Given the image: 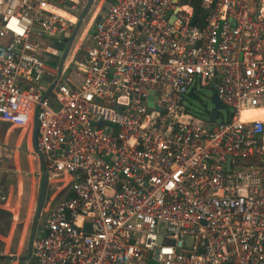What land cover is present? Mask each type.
Instances as JSON below:
<instances>
[{
    "label": "built area",
    "instance_id": "built-area-1",
    "mask_svg": "<svg viewBox=\"0 0 264 264\" xmlns=\"http://www.w3.org/2000/svg\"><path fill=\"white\" fill-rule=\"evenodd\" d=\"M198 1L113 0L60 73L79 0H0V118L38 110L65 197L39 264H264V0ZM203 88L228 110L212 127L184 104Z\"/></svg>",
    "mask_w": 264,
    "mask_h": 264
},
{
    "label": "rangeland",
    "instance_id": "rangeland-1",
    "mask_svg": "<svg viewBox=\"0 0 264 264\" xmlns=\"http://www.w3.org/2000/svg\"><path fill=\"white\" fill-rule=\"evenodd\" d=\"M87 1L88 0H79L80 11L84 8ZM110 4L111 0H96L89 13L88 19L83 23L79 34L86 29L89 18L95 11L101 6H104L102 9H106ZM72 74L77 78V75L74 73ZM214 91L215 89L212 88L200 89L197 96L187 98L184 101V104L189 108L192 114L206 120L208 119L207 110H210L213 107L211 96ZM221 115L227 117L228 110L226 108L221 109ZM20 136H22L20 144L16 145L14 148V150H16V155L13 156V159L7 160L6 162L17 175L22 174L23 188L21 193L18 192V189H15L11 198V206L17 207V209H14L16 213L13 227L11 229L13 234L12 245L10 252L8 253L11 258L4 264H9L11 260H13L12 257H27L32 252L33 241L31 235L35 229L36 210L42 181L40 160L36 156L33 144V130L22 132L21 130L15 129L12 133V137L16 139ZM17 175L16 177L18 178ZM17 182L18 181H15L14 184L17 185ZM58 191L59 186L54 182V179L53 181L51 180V187L49 188L48 193L49 197H47L46 205L38 222L39 229L46 226V211L51 204L52 197H54ZM63 200V196L57 195L56 202H54L53 206H56V204ZM32 260L34 264H39L35 255H32Z\"/></svg>",
    "mask_w": 264,
    "mask_h": 264
},
{
    "label": "crops",
    "instance_id": "crops-1",
    "mask_svg": "<svg viewBox=\"0 0 264 264\" xmlns=\"http://www.w3.org/2000/svg\"><path fill=\"white\" fill-rule=\"evenodd\" d=\"M112 2L113 0H111V3ZM102 7L104 6H101L100 8ZM100 8L97 11H95L94 14L91 15L86 29L82 33L78 34V37L82 36L87 31H89L94 19V15L97 14L98 11H100ZM62 13L70 17V15H68L67 13L64 12ZM81 40L82 37L78 40V44L81 42ZM47 59L48 61H51L53 63L57 62L56 57L52 55H47ZM15 129L21 130L22 132H28L29 130L32 131V128L29 129L16 128L12 126L10 123L0 118V159H2L0 160V256H4L3 258H0V264H4L6 261H9V259L11 258L10 255H8V253L10 252L12 245L13 234L11 232V229L13 227V222L16 213L14 209H17V207L11 206V198L12 195L14 194L15 189H18V192L21 193V190L23 188L22 174L17 175L15 171L11 169L9 164L6 163L7 160L13 159V156L16 155V150H14V148L16 147V145L20 144L22 138V136L16 139L12 137V133ZM16 175L18 176V178L16 177ZM15 181H18L17 185L14 184ZM50 187H51V181H50ZM58 193L56 192V194ZM58 195L59 196L61 195L63 196V198H65L64 192L63 193L61 192ZM9 213L13 214L12 222L9 221L10 219ZM12 258L13 260H11L9 264H22L21 258H25V257H21V258L12 257ZM27 264H34L32 257L27 261Z\"/></svg>",
    "mask_w": 264,
    "mask_h": 264
},
{
    "label": "water",
    "instance_id": "water-1",
    "mask_svg": "<svg viewBox=\"0 0 264 264\" xmlns=\"http://www.w3.org/2000/svg\"><path fill=\"white\" fill-rule=\"evenodd\" d=\"M96 0H88L86 5L84 6V8L78 12L76 11V14L78 15V22L76 23L75 29L73 34L71 35L70 39L65 38V41H67V46L64 50L63 53H61V60H60V64H59V72H62L63 69V64L65 62V59L67 58V55L71 49L72 44L74 43L77 35L79 34V31L83 25V23L86 21V19L89 16L90 11L92 10V7L94 5V2ZM197 20V15H195L193 17L192 22L195 23ZM54 84L51 85L48 90H47V95H49L51 93V90L53 88ZM214 88V86L212 87ZM212 103H213V107L210 110V127L213 126V122L217 119L218 115H219V110L223 109V104L221 102V100L218 97V94L216 91L213 92L212 96ZM150 105L154 106V102H153V96L150 97ZM159 108V106H157ZM37 114H38V110H36L35 112V118H34V125H33V144H34V148L35 150L38 152V131H39V121L37 118ZM39 155V159H40V166L42 169V181H41V187H40V192H39V198H38V204H37V210H36V219H35V229L37 228L39 219L42 215L43 209L46 205V201H47V197H48V193H49V188H50V181H51V177H50V172L49 170L46 168L45 165V161L43 158V155L38 152ZM10 219L9 221L12 222L13 220V214L9 213ZM164 223V222H163ZM4 256H0V258H3ZM32 257V252L25 258H21L22 259V264H27V261Z\"/></svg>",
    "mask_w": 264,
    "mask_h": 264
},
{
    "label": "bare ground",
    "instance_id": "bare-ground-1",
    "mask_svg": "<svg viewBox=\"0 0 264 264\" xmlns=\"http://www.w3.org/2000/svg\"><path fill=\"white\" fill-rule=\"evenodd\" d=\"M249 117H261L264 118V107L249 111L246 113Z\"/></svg>",
    "mask_w": 264,
    "mask_h": 264
},
{
    "label": "flooded vegetation",
    "instance_id": "flooded-vegetation-1",
    "mask_svg": "<svg viewBox=\"0 0 264 264\" xmlns=\"http://www.w3.org/2000/svg\"><path fill=\"white\" fill-rule=\"evenodd\" d=\"M42 233H43V228H42V229H39V228H38V225H37L36 230H34V231L32 232V235H31V237H32V241L34 242L37 238H39V237L42 235ZM32 246H33V245H32Z\"/></svg>",
    "mask_w": 264,
    "mask_h": 264
},
{
    "label": "trees",
    "instance_id": "trees-1",
    "mask_svg": "<svg viewBox=\"0 0 264 264\" xmlns=\"http://www.w3.org/2000/svg\"><path fill=\"white\" fill-rule=\"evenodd\" d=\"M198 4H199V1L197 0V3H194V8L197 14H202V9L200 8V5ZM48 197H49V194H48Z\"/></svg>",
    "mask_w": 264,
    "mask_h": 264
}]
</instances>
